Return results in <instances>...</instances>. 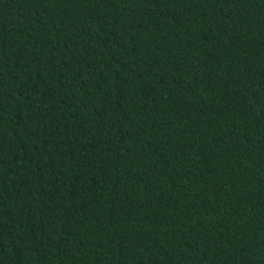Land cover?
Segmentation results:
<instances>
[{
    "label": "trees",
    "instance_id": "trees-1",
    "mask_svg": "<svg viewBox=\"0 0 264 264\" xmlns=\"http://www.w3.org/2000/svg\"><path fill=\"white\" fill-rule=\"evenodd\" d=\"M0 264H264V0H0Z\"/></svg>",
    "mask_w": 264,
    "mask_h": 264
}]
</instances>
